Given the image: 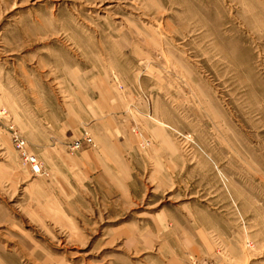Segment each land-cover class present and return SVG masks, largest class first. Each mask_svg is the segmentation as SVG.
I'll return each instance as SVG.
<instances>
[{
    "label": "rangeland",
    "instance_id": "1",
    "mask_svg": "<svg viewBox=\"0 0 264 264\" xmlns=\"http://www.w3.org/2000/svg\"><path fill=\"white\" fill-rule=\"evenodd\" d=\"M0 264H264V0H0Z\"/></svg>",
    "mask_w": 264,
    "mask_h": 264
},
{
    "label": "built area",
    "instance_id": "2",
    "mask_svg": "<svg viewBox=\"0 0 264 264\" xmlns=\"http://www.w3.org/2000/svg\"><path fill=\"white\" fill-rule=\"evenodd\" d=\"M12 138H13L14 146L19 151L24 161L30 165L31 172L33 174H40L42 172L41 162L36 158L35 155L28 152L24 139L20 137L16 132L12 134ZM91 142L92 140L90 137H84L83 139H76L72 147L74 149H77L83 146L84 144H89Z\"/></svg>",
    "mask_w": 264,
    "mask_h": 264
}]
</instances>
